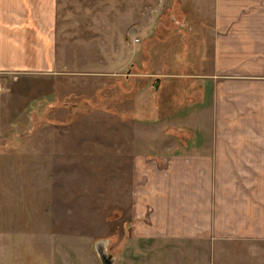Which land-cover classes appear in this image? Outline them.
<instances>
[{"label":"rangeland","instance_id":"rangeland-1","mask_svg":"<svg viewBox=\"0 0 264 264\" xmlns=\"http://www.w3.org/2000/svg\"><path fill=\"white\" fill-rule=\"evenodd\" d=\"M214 4L57 0L54 66L0 73V264H60L53 243L69 235L105 240L120 264L137 160L180 153L204 123L181 74L212 63ZM217 256L264 264V241Z\"/></svg>","mask_w":264,"mask_h":264},{"label":"crops","instance_id":"crops-1","mask_svg":"<svg viewBox=\"0 0 264 264\" xmlns=\"http://www.w3.org/2000/svg\"><path fill=\"white\" fill-rule=\"evenodd\" d=\"M56 14L57 0H0V73L54 66ZM208 33L210 67L181 74L195 79L204 123L180 153L137 160L120 264L147 263L146 252L155 264H214L229 244L264 241V0H215ZM72 236L53 243L60 264H79L70 242L100 264L93 239Z\"/></svg>","mask_w":264,"mask_h":264},{"label":"water","instance_id":"water-1","mask_svg":"<svg viewBox=\"0 0 264 264\" xmlns=\"http://www.w3.org/2000/svg\"><path fill=\"white\" fill-rule=\"evenodd\" d=\"M161 78L157 77L154 82V86L157 89L159 87ZM101 264H114L116 256L112 253H108L105 240H97L93 245Z\"/></svg>","mask_w":264,"mask_h":264}]
</instances>
